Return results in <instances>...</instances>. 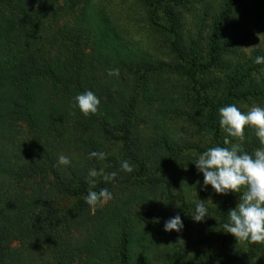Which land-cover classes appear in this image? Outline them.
I'll use <instances>...</instances> for the list:
<instances>
[{
  "label": "trees",
  "instance_id": "16d2710c",
  "mask_svg": "<svg viewBox=\"0 0 264 264\" xmlns=\"http://www.w3.org/2000/svg\"><path fill=\"white\" fill-rule=\"evenodd\" d=\"M56 1L0 0V264H74L92 252V228L101 223L108 227L109 238L98 264H152L150 256L143 255L146 251L154 253L157 264H183L182 251L164 246L158 232L150 236L146 228L142 230L141 219L153 222V228L159 227L171 238L195 226L214 227L212 234L221 241L224 253L191 264H254L243 248L234 254L229 245L232 235L222 227L238 194H219L212 200L216 205L205 202L215 218L205 217L198 223L191 216L192 191H184L181 183V191L173 194L166 176L175 165L180 173L187 167L193 170L196 157L191 151L200 154L210 147H230L223 142L226 133L219 126V108L264 103V78L256 70L243 72L236 65L228 71L231 61L223 64L238 34L233 23L225 20H233L247 1L225 0L214 18L208 59L203 61L194 54L193 44L188 48L183 42L182 9L188 0H141L150 10V25L172 35L177 64L152 63L146 54L132 50V42L123 34L106 31L93 18L72 29L57 28ZM83 3L82 18L87 19L90 7L87 0ZM53 27L52 35L42 33ZM112 68L120 70L117 79H127L116 91L105 82L106 77L115 79L107 75ZM155 75L178 78L173 92L159 99L163 104L160 115L192 125L193 117L186 110L202 113L196 126L205 148L189 144L180 134L172 137L163 131L148 140L137 135L140 122L134 104L146 80ZM87 90L101 103L96 114L84 116L73 107V97ZM107 143L120 144V156L105 151L102 147ZM258 147L255 137L243 141L249 153ZM62 150L71 160L69 166H57ZM92 151H103L106 158L89 159ZM122 160L132 164L133 172L120 170ZM91 168L103 174L117 173L108 181L104 175L96 177L92 189L112 192L114 208L109 205L96 212L85 203ZM175 215L181 217L183 230L164 231L165 221ZM15 242L21 246L13 247ZM245 244L247 251L264 253V244Z\"/></svg>",
  "mask_w": 264,
  "mask_h": 264
},
{
  "label": "rangeland",
  "instance_id": "374dc122",
  "mask_svg": "<svg viewBox=\"0 0 264 264\" xmlns=\"http://www.w3.org/2000/svg\"><path fill=\"white\" fill-rule=\"evenodd\" d=\"M82 1L84 2L85 0H57L55 2L54 8L59 11L58 17H55V19H57V28L59 26H65L67 29H72L76 25L86 23L87 20L89 21L93 18L95 24L106 29V31L113 30L114 34L117 32L123 34V36H121L124 39L132 42V50L146 54L152 63H178L172 51V35L161 28H154L150 25V10L141 0H87L90 7V13L89 15L87 14V19L82 18V7L84 4ZM246 1L247 6L239 10L233 20H225L228 23H233V27L238 34L236 36L237 43L231 53L232 55L230 54L228 60L223 64L225 65L231 61L232 68L227 69L228 71H232L236 65L239 67L241 66V68L243 67V72L246 70H252V72H254V70H256V75L262 79L264 78V65H262V67L257 65L255 69L251 68L254 66L255 53L257 52L258 55H264V0ZM224 3L225 0H188L187 7L182 9V17L184 19L182 26L183 42L188 48L193 44L195 50L193 51L194 54L201 56L203 61L208 59L209 40L214 18L222 10ZM51 25L55 26L54 23ZM82 28H84V26ZM53 29V31L46 30L45 33H42L49 34L50 36L56 30L54 27ZM96 41H98V39H96ZM177 80L178 78L174 75H155L146 80L144 84L145 89L141 92L137 102L134 104L136 118L140 122V125L136 129L137 135H142L143 138L148 140V138L156 136L157 134H162L163 131L169 133L172 137H176L180 134L183 137H187L188 141H190L189 144L196 146L199 144L201 148H205L206 141L202 136L197 135L198 127L196 126V124L202 120V113L186 107L188 108L186 112L193 117V126L189 123H185V121L183 122V119H174L171 121L166 118L164 119V116L160 115L163 104L159 99L173 92ZM126 81L127 79H108L106 77L105 82L116 91L119 88L122 89ZM152 98H154L153 101H151ZM262 106H264V103ZM237 107L242 112H246L251 106L246 103H241ZM188 126L191 127V129H189L190 131L185 130ZM94 137L100 140L96 135ZM254 137L256 139L254 130L246 126L245 140H251ZM102 148L109 154L116 156H120L122 150L120 144L112 143L104 144ZM189 153L197 157V153L199 152L191 151ZM61 154L65 155L66 153L62 150ZM185 171L186 172L180 173L179 165H175L167 172L166 176L171 183L172 193L175 194L176 192H180L179 185L182 183V189L184 191H192V198L191 195H189L190 193H187V196L193 201L196 202L200 199L208 204H215L212 200L219 194L215 193L210 185L207 190H202L203 174L197 172L196 166L193 170L187 167ZM193 171L197 173L194 172L193 175ZM198 181L199 183H197ZM191 184H195V187ZM239 196L240 194L236 195L231 202L234 208L239 203ZM126 198L130 201L132 200L129 194L126 195ZM111 201L112 200L96 207L95 211L97 212L99 209L100 212H102L106 206L109 205L114 208L115 202ZM67 205H70V203H65V206ZM206 217L215 218L213 215ZM157 221L161 222L160 220ZM139 223L143 226V228L141 227L142 230L146 228L150 236L154 232H158L157 236L159 234V237L164 239L167 244L164 246H170L171 248L181 250L183 253V264L197 263L200 258L208 260L210 255L221 256L224 253L221 241H216L217 238L212 234L215 231L214 227L195 226L188 229L180 236L171 238L170 234L166 235L160 232L159 227L153 228V222L141 219ZM107 232L108 227H106L104 223L95 224L91 232L93 236L92 244H94L93 249L90 250L92 252H88L86 255L78 258L74 264H98L100 262L99 257L100 251L103 248L102 246L105 245V241L109 238V233ZM203 234L206 236L204 237ZM148 238V236L145 237L146 240H148ZM229 245L235 250L234 254H236L240 248H243V252L247 255V258L252 260L254 264H264V253L258 252L254 254V252L247 251L248 248L245 242H238L234 236H231ZM20 246L21 244H18V242L13 244V247ZM143 255L150 256L152 264H157L154 262V253L146 251Z\"/></svg>",
  "mask_w": 264,
  "mask_h": 264
},
{
  "label": "clouds",
  "instance_id": "9594fccd",
  "mask_svg": "<svg viewBox=\"0 0 264 264\" xmlns=\"http://www.w3.org/2000/svg\"><path fill=\"white\" fill-rule=\"evenodd\" d=\"M254 63L264 65V55L255 57ZM108 77L119 78V68L107 71ZM100 98L91 90L79 93L73 97V107L84 115L96 114L100 106ZM219 126L224 133V144L230 147L215 146L198 154L192 162L198 173L203 174L202 190L210 185L215 193L227 195L237 193L239 203L229 210L228 220L223 224V231L231 234L238 242L264 244V106L253 105L248 111L242 112L235 104H230L218 110ZM254 130L260 147L249 153L243 148L245 128ZM240 143H233V140ZM104 160L106 153L92 151L89 159ZM71 160L61 154L57 158V166H69ZM120 170L133 172V166L128 160H122ZM104 175L106 181L115 179L117 173L103 174L102 170L91 168L88 171L87 182L91 186L84 197L85 203L95 209L113 199V194L107 188L92 190L96 177ZM199 183V181L197 182ZM194 222H203L206 216H211L205 201L198 199L192 213ZM184 228L179 215L169 218L164 223V231L180 232Z\"/></svg>",
  "mask_w": 264,
  "mask_h": 264
}]
</instances>
